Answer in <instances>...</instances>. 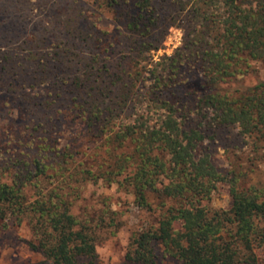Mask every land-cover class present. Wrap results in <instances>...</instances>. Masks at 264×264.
Listing matches in <instances>:
<instances>
[{"label":"trees","instance_id":"16d2710c","mask_svg":"<svg viewBox=\"0 0 264 264\" xmlns=\"http://www.w3.org/2000/svg\"><path fill=\"white\" fill-rule=\"evenodd\" d=\"M98 5L128 8L126 29L137 57L157 49L161 15L154 0ZM169 7L183 15L184 39L167 65L150 72L152 83L140 94L155 112L137 114L129 106L139 73L122 83L99 52L81 56L79 46L98 49L107 33L81 29L79 17L67 18L66 41L47 44L44 34L24 39L20 57L0 51V91L30 105L24 115L30 124L14 137L22 152L0 162V227L8 229L11 219L25 221L32 233L27 246L44 257L41 264H95L94 228L72 206L79 185L100 181L126 189L147 212L159 210L154 225L133 235L125 264H158L155 244L179 264H259L264 188L241 187L237 175L216 168L199 147L228 126L264 145V82L223 89L248 73L252 61H264V0H170ZM186 74L194 79L189 82ZM179 87L182 97L196 98L193 105L181 103L174 92ZM43 91L42 103L33 101ZM67 93L76 95L71 117L87 135L103 138L90 165L75 166L71 144L61 147L42 122ZM167 93L174 99H165ZM37 114L41 122H35ZM223 184L230 205L215 209L208 204ZM27 188L34 190L30 200Z\"/></svg>","mask_w":264,"mask_h":264},{"label":"rangeland","instance_id":"374dc122","mask_svg":"<svg viewBox=\"0 0 264 264\" xmlns=\"http://www.w3.org/2000/svg\"><path fill=\"white\" fill-rule=\"evenodd\" d=\"M169 1L154 0L161 15L154 33L159 43L155 45L157 49L137 57L134 41L126 29V18L131 12L125 6L100 7V0H0V51L8 50L20 57L24 39L44 34L47 44L61 39L66 41L68 37L64 33V26L67 18L79 17L78 27L81 29H97L107 33L102 37L98 49L79 46L81 56L89 58V52H99V60L105 63L112 74L119 76L122 83L130 82L128 77L139 73L137 80H133L135 86L129 106L137 114L155 112L156 107L149 102V98L140 94L152 83L150 72L156 67L161 70L167 65L168 59L182 46L184 39L183 15L175 13L169 7ZM61 32L63 34L59 35ZM12 34L19 38L11 40ZM187 78L189 82L191 78L194 79L193 75ZM260 82H264V61H252L248 73L224 83L223 89L229 92L243 90ZM33 92L30 90V96H33ZM174 92L179 97L183 96L182 87ZM38 94L39 98L34 97L33 101L38 99L36 102L40 104L45 92ZM166 95L165 99L172 97L168 93ZM75 96L74 93H67L65 100L58 101L48 111L47 122H42L61 147L71 144L75 153V166L90 165L103 138L95 139L87 135L86 128L77 118L71 117L69 107L76 104V101H71ZM195 102L196 98L192 96L181 99L182 104L193 105ZM29 106L20 97L11 99L8 93L0 91V162L3 164L10 156L19 155L23 150L14 137L30 124L24 117ZM34 118L35 122H41L38 114ZM200 149L209 155L216 168L237 175L241 187L264 188V145L255 144L252 139L242 135L237 126L216 129L201 143ZM79 186L80 196L73 201L72 213L81 220L90 221L94 228L97 254L95 264H125V255L133 235L150 224L154 225L159 218V210L154 208L152 212H147L139 208L134 204L129 191L116 184L108 185L100 181ZM227 188L225 184L220 185L208 205L215 209L229 207L231 200ZM25 192L29 200L33 198V189L27 188ZM8 224L6 230L0 227V264L43 263L44 257L27 246V242L32 240L29 225L25 221L18 224L14 219ZM154 249L158 264H179L165 256L160 245L155 244ZM256 253L259 264H264L263 248H257Z\"/></svg>","mask_w":264,"mask_h":264}]
</instances>
